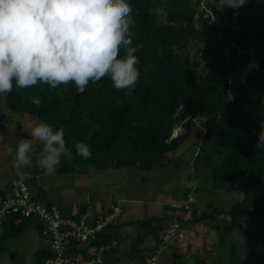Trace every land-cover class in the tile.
Returning <instances> with one entry per match:
<instances>
[{"label":"trees","instance_id":"1","mask_svg":"<svg viewBox=\"0 0 264 264\" xmlns=\"http://www.w3.org/2000/svg\"><path fill=\"white\" fill-rule=\"evenodd\" d=\"M202 1L214 10L218 21H229L237 13V24L225 29L216 24L208 27L209 22L197 16ZM128 2L135 19L130 27L132 42L141 46L136 53L139 78L133 90H117L107 76L89 83L84 91L73 84L56 88L45 83L29 88L14 86L12 92L4 94L8 109L44 121L54 131L63 128L67 152L75 166L86 164L99 170L163 167L166 157L175 154L197 131L200 143L193 163L208 169L216 189L240 192L242 197L228 209L212 206L210 212L194 211L192 220L229 217L230 223L214 226L221 239L235 229H246V221H259V229L264 231V152L255 147L264 120V0H248L238 9H219L213 0ZM162 3L168 22L157 26V9ZM219 32L246 52L234 51L229 66L223 52L224 40L217 38ZM193 43L199 48L192 53ZM202 49L203 56H199ZM209 58L213 60L210 72L204 68ZM230 69L241 78L236 82L241 97L233 104L225 102ZM181 122H185V132L175 135ZM77 142L88 145L91 158L76 155ZM41 148L38 144L37 149ZM75 166L62 163L55 171L68 172ZM34 180L26 182L30 185ZM34 198L43 201L39 196ZM160 220L134 223L148 228L154 223L151 232L157 237ZM32 226L41 236L36 219L20 223L14 218L5 220L0 227V255L15 257L17 253L11 251L6 240L23 237ZM108 229L98 243L117 239ZM52 256L44 244L37 250L34 264H46ZM231 258L234 264L241 263L236 245L231 246Z\"/></svg>","mask_w":264,"mask_h":264},{"label":"clouds","instance_id":"2","mask_svg":"<svg viewBox=\"0 0 264 264\" xmlns=\"http://www.w3.org/2000/svg\"><path fill=\"white\" fill-rule=\"evenodd\" d=\"M246 2L213 0L219 9H238ZM157 13L155 24H166L163 3ZM134 24L128 0H0V94L40 83L52 88L73 84L84 91L106 76L117 90L130 92L139 78L136 53L141 47L132 42ZM260 127L255 147L264 152V120ZM25 129L30 139L19 138L14 167L31 164L33 141H39V165L45 175L53 173L67 151L64 129L54 131L44 121ZM75 147L76 155L91 158L87 144L77 142ZM8 151H13L11 146Z\"/></svg>","mask_w":264,"mask_h":264},{"label":"rangeland","instance_id":"3","mask_svg":"<svg viewBox=\"0 0 264 264\" xmlns=\"http://www.w3.org/2000/svg\"><path fill=\"white\" fill-rule=\"evenodd\" d=\"M197 48H199L198 44L193 43L191 52L193 53ZM212 64L213 60L210 58L205 60V71L210 72ZM37 122L39 121L29 114L10 111L6 105L5 95L0 94V181L9 184L16 179L28 181L34 177L35 180L30 182L32 191H45L47 193L46 202L57 204L68 214L73 213L80 204L85 207L103 201L105 196L112 195L114 191L112 187L116 188L117 193L120 190L126 191L125 199L128 202L139 199V206L150 202L155 211H160L164 209L166 203L178 198L177 190L184 191L186 189L189 182L193 180L190 176L194 175V171H197L196 179L201 189L198 195L195 192L196 208L199 212H210L212 206L230 208L235 201L242 197L240 192L214 188L215 183L210 177L208 169L192 163L195 149L200 143V134L197 131L193 132L192 136L175 154L166 157L167 164L165 166L154 169L133 167L114 171V169L99 170L86 164L75 166L72 157L66 151L61 156L60 164L74 165L75 169L68 172L54 171L42 176L44 170L40 167L39 161L43 152L42 148L41 150L37 149L38 144L42 146L39 141H33L32 151L29 153L31 164L17 169L14 167L13 161L18 140L21 137L30 139L25 128L29 124ZM200 122L197 121L198 124ZM183 132H185V122L178 125L175 135ZM9 146L13 149L11 153L8 151ZM194 185H197L195 181L192 182V187ZM230 221L231 219L225 215L213 220L221 225H226ZM245 227L246 229H235L225 239H221L218 246L217 263L234 264L231 258V246L236 245L240 264H264V231H260L259 221H246ZM2 231L0 228V234ZM42 240L33 226L27 230L23 237L7 239L6 245L17 255L12 257L8 254H1L0 264H34L36 251L41 248L42 244H45ZM163 256L164 253L162 258Z\"/></svg>","mask_w":264,"mask_h":264},{"label":"built area","instance_id":"4","mask_svg":"<svg viewBox=\"0 0 264 264\" xmlns=\"http://www.w3.org/2000/svg\"><path fill=\"white\" fill-rule=\"evenodd\" d=\"M200 15L209 22L208 27L216 24L225 29L237 24V13L233 14L229 21H218L217 14L205 1L199 5L198 18ZM221 16L225 17V14L222 12ZM216 34L218 39L224 40L223 52L227 66L232 62L234 51L238 54L246 53L236 42L223 38L221 32ZM199 56H203V49L199 51ZM238 80L241 78L236 77L230 69L225 96L227 104H233L241 97L236 84ZM195 192L196 185L191 188L184 203L173 206L175 218L168 227L159 230L153 250L146 257L144 264H162L161 258L169 242L174 238L184 237L183 220L186 214L192 211ZM96 212V205L89 204L78 216L69 215L54 204L36 200L31 186L25 180L16 179L0 200V227L9 218H14L17 223L24 219H36L41 225V237L53 253L46 264H112L109 257L119 247V241L112 239L98 242L106 230L121 218V202L111 203L103 212Z\"/></svg>","mask_w":264,"mask_h":264},{"label":"crops","instance_id":"5","mask_svg":"<svg viewBox=\"0 0 264 264\" xmlns=\"http://www.w3.org/2000/svg\"><path fill=\"white\" fill-rule=\"evenodd\" d=\"M196 150L197 149H195L194 155ZM115 170L116 169H114V171ZM196 172L197 171H194V175L190 176V178L193 180L189 182L184 191L177 190L176 196L178 198L175 201H169L170 203H166L164 205V209L160 211H155L151 207L152 205L150 202L149 204H143V206H139V199L130 200L128 202L125 199L126 191L120 190V192L117 193L115 191L116 188L114 187H112L114 191L112 192L111 196H105L103 201L96 204L93 203L96 205V213H101L107 207H109L111 203L117 201L121 202L123 209L122 216L113 226L108 229V233H113L119 241V247L109 257L113 264H144L146 257L151 253L156 243V234L151 232V229L155 226V224L153 223L151 228H148L143 227L138 223H134V221L161 218V229L168 227L175 218V210L173 206L182 204L186 201L187 195L192 188L193 181L197 183L196 195H198L199 191H201L200 184L196 179ZM13 181L9 184L0 181V200L3 198V192L11 187ZM40 188L43 189V187ZM32 193L34 196L41 197L43 201L46 202L47 193L45 191H32ZM124 203L127 204L124 205ZM49 204L58 206L55 203ZM83 206L84 205L80 204L79 207L74 209V212L69 215H78L84 208ZM59 208L65 213L67 212L62 207ZM194 211H197V213H202L196 208V199L192 206V211L188 212L185 216V219L183 220L184 237L174 238L169 242L162 258V264H219L217 263L219 257L218 246L222 240L220 231L214 227L217 225V223L213 222V220L221 215L216 216L214 219L206 218L199 222H195L192 220ZM38 235L40 236L39 233ZM40 238L42 237L40 236ZM42 246L43 244L41 247Z\"/></svg>","mask_w":264,"mask_h":264}]
</instances>
